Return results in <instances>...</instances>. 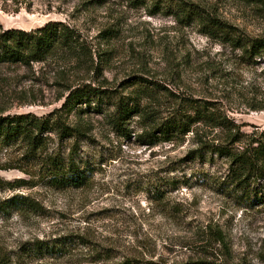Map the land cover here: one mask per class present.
I'll return each mask as SVG.
<instances>
[{
  "label": "rangeland",
  "instance_id": "1",
  "mask_svg": "<svg viewBox=\"0 0 264 264\" xmlns=\"http://www.w3.org/2000/svg\"><path fill=\"white\" fill-rule=\"evenodd\" d=\"M185 1L249 35L264 34V0ZM49 22L75 29L99 70H91L90 56L64 54L30 66L0 64V112H58L86 133L77 152L89 162L92 178L85 188L56 190L39 176V162L22 158L23 146L0 149V203L25 196L38 207L0 213V262L264 264V206L241 204L219 187L229 175L227 159L190 158L200 147L192 133L144 144L138 137L152 124L139 117L122 134L111 123L114 102L101 108L92 103L100 113H82L87 104L63 109L68 86L91 83L128 95L142 78L168 90L144 102L158 113L155 123L179 108L178 98L189 97L218 105L245 133H263L264 110L255 109L264 106V65L241 64L237 53L203 35L198 24L152 14L129 0H0L1 29L32 31ZM204 130L200 138L209 144L224 140L222 130ZM48 136L49 153L68 155L74 139ZM19 180L26 184L10 186ZM210 228L225 234L226 248L208 235ZM38 240L65 243L63 254L31 253Z\"/></svg>",
  "mask_w": 264,
  "mask_h": 264
},
{
  "label": "trees",
  "instance_id": "2",
  "mask_svg": "<svg viewBox=\"0 0 264 264\" xmlns=\"http://www.w3.org/2000/svg\"><path fill=\"white\" fill-rule=\"evenodd\" d=\"M137 7H148L152 14L174 16L179 22L187 26L199 25L206 37L220 42L228 47L232 53H237L239 61L248 67L264 65V34L252 36L239 27L213 14L207 7L187 2L185 0H129ZM66 55L71 58L91 57V70L94 66L93 54L81 42V37L75 29L63 22H49L45 26L26 31L21 29H1L0 27V64L30 66L34 63H44L53 56ZM141 83V84H140ZM135 85L137 89L128 95L118 94L103 86L84 84L68 86L69 95L63 104V109L71 112L77 106L87 104L82 113L91 110L100 113L102 109H92L94 103L97 108L113 103L114 111L110 115L114 128L122 134L129 132L128 122L134 117L147 120L152 124L138 138L147 145L158 142H170L192 133L197 139L198 149L189 153V157L197 160L205 155L218 156L230 163L229 175L219 182V187L228 194L244 202L256 203L264 206V132L245 133L218 105L214 103L194 100L189 97L181 99L179 108L170 112L169 117L155 123L158 113H153L146 100L156 98L158 92L168 91L165 87L147 79H139ZM134 85V86H135ZM153 97V98H152ZM177 98V97H176ZM113 100V101H112ZM154 100V99H153ZM111 104V103H110ZM255 110H264V106ZM201 126V127H200ZM204 129H220L225 133L220 143L209 144L200 138ZM55 133L61 139H74L68 155L60 151L49 153L50 137ZM86 133L79 128L70 127L58 112L47 117H37L32 114L4 115L0 112V149L23 146V159L28 158L34 163H40L41 178L56 190L82 189L88 186L92 173L89 162L80 159L78 148ZM200 138V139H199ZM240 145V147H239ZM213 158V157H212ZM21 159V160H23ZM26 182L19 180L11 187H21ZM37 211L35 202L25 196H14L0 203V213L9 214L11 209ZM208 235L226 248V236L222 231H213ZM81 245L85 242L81 241ZM63 246L48 241H36L29 251L39 257L45 255L63 254ZM218 261H200L196 264H223ZM0 264H7L0 262ZM120 264H135L134 260H126Z\"/></svg>",
  "mask_w": 264,
  "mask_h": 264
}]
</instances>
